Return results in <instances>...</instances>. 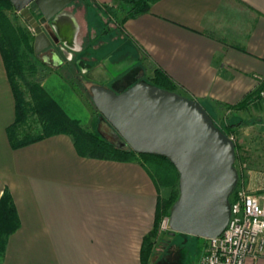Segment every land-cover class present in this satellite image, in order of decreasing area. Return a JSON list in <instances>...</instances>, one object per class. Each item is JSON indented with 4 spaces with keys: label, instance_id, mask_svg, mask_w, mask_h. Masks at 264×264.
Returning <instances> with one entry per match:
<instances>
[{
    "label": "crops",
    "instance_id": "1",
    "mask_svg": "<svg viewBox=\"0 0 264 264\" xmlns=\"http://www.w3.org/2000/svg\"><path fill=\"white\" fill-rule=\"evenodd\" d=\"M114 9V0H74L66 8L74 18L71 42L53 44L43 54L48 58L41 57L47 72L40 83L63 110L46 89L47 76L59 80L56 71L62 61L68 54H81L86 45L95 52L93 68L85 72L92 84L99 70L96 53L101 48L107 55L119 52L130 59L119 74L131 72L123 79L125 86L158 68L218 123H237L247 114L264 130V98L255 96L264 85V0H159L122 24ZM111 42L116 43L114 50L108 48ZM84 60L79 61L82 66ZM119 75L101 71L105 82L99 83L112 86ZM247 98L245 106L229 108ZM233 116L240 120L229 121ZM14 118V98L0 54V196L10 194L19 219L0 264H141L140 247L152 229L157 200L143 167L80 157L62 134L12 149L6 128ZM231 129L236 132L237 126ZM160 243L169 248L171 233L158 234L151 264ZM205 246L203 239L196 263ZM245 264H264V251Z\"/></svg>",
    "mask_w": 264,
    "mask_h": 264
},
{
    "label": "water",
    "instance_id": "2",
    "mask_svg": "<svg viewBox=\"0 0 264 264\" xmlns=\"http://www.w3.org/2000/svg\"><path fill=\"white\" fill-rule=\"evenodd\" d=\"M9 1L33 31L35 54L71 42L74 18L66 8L74 0ZM89 92L110 127L111 138L105 139L139 154L164 156L176 168L178 196L168 214L171 234L204 239L220 235L238 180L234 142L204 108L195 99L144 80L120 92L92 84Z\"/></svg>",
    "mask_w": 264,
    "mask_h": 264
},
{
    "label": "trees",
    "instance_id": "3",
    "mask_svg": "<svg viewBox=\"0 0 264 264\" xmlns=\"http://www.w3.org/2000/svg\"><path fill=\"white\" fill-rule=\"evenodd\" d=\"M116 12L123 14L118 23L149 11L152 4L159 0H114ZM9 0H0V54L15 103L14 121L6 128L9 145L12 149L27 146L54 135H67L76 153L83 158L109 160L115 162H137L151 179L156 192V208L153 226L144 236L139 258L141 264H151L153 246L159 234L162 217L168 216L170 208L178 196V172L164 156L139 154L129 147H119L95 132L83 127L69 117L61 106L48 94L38 79V69L33 62L34 35L20 22ZM119 17V14L116 15ZM131 72L127 73L129 75ZM125 75V77H126ZM139 80L132 82L134 84ZM148 83L161 89L179 92V87L161 69H154L148 76ZM123 87L116 92L126 89ZM264 87V85H262ZM255 96L258 98L257 93ZM249 98L229 108L239 109L247 104ZM215 125L226 135L232 133V126L237 123ZM32 125H35V129ZM234 142V141H233ZM234 166L237 169V185L246 172L244 158L239 154V147L234 142ZM165 191V192H163ZM164 194H161V193ZM230 199V198H229ZM19 227V219L10 194L4 191L0 196V258L4 255L7 239ZM171 233V231H168ZM181 234V233H176ZM172 235V234H171ZM185 236H190L182 234Z\"/></svg>",
    "mask_w": 264,
    "mask_h": 264
},
{
    "label": "rangeland",
    "instance_id": "4",
    "mask_svg": "<svg viewBox=\"0 0 264 264\" xmlns=\"http://www.w3.org/2000/svg\"><path fill=\"white\" fill-rule=\"evenodd\" d=\"M116 4L117 3L115 2V6ZM122 16L123 14L119 13L118 20ZM15 19H17V22H20L22 25H25L24 23H26L18 13ZM94 38V42H96L97 37ZM99 39L107 41V39ZM115 47L116 43L111 42L108 48L110 50H114ZM100 51L101 53H96V57H98L96 64L99 66V70L95 73L97 76L92 79L95 82L93 84L98 85L101 84L99 83L101 81L105 82L104 79L99 76L101 71H104L111 77L113 75L118 76L127 70V66L130 61L129 58L127 60L122 58L123 56L119 52L107 55L106 52L103 53L104 48H101ZM94 56L95 52L93 48L90 46L87 47L86 45L81 54H76L74 56L68 54L66 59L62 61V65L58 67V70L56 71V74L60 76V79L56 80L55 76H50L49 74L47 76L46 89L63 106L67 114L73 115L79 120L78 122L81 126L95 132L103 138L104 136L111 138L109 125L101 114L97 112L90 99L89 88L92 85V83H90L92 82L90 77L91 75L89 76L85 74V72L88 73L90 70L88 72L86 70H88V68H93L95 63L90 59ZM105 56L107 57V60L102 61ZM32 58L33 62L37 66L39 79L47 72V66L42 63L40 54L34 53ZM86 58L88 60H84ZM131 59L133 60V58ZM83 60L85 66H82L79 63V61L83 62ZM119 60V66L117 65L114 68V62H118ZM73 67H77L79 69L74 68L75 71L73 72ZM148 76L147 72L144 71L142 76L137 79L134 78L131 82L136 80H144L147 82ZM124 77L125 75L115 78L113 80V84H111L113 87L107 85L106 83L103 86L111 88L114 91L120 90L125 86V82L123 81ZM246 115L247 114L242 117L243 122L240 125H236L237 129L234 130L236 132H232L229 135L238 145L240 151L239 154L245 159L244 164H241V166L244 165L246 167V172L244 176L241 177L239 184H236V186H243L252 193L255 192L256 194L260 193L259 195H264V130L261 126L255 127L254 120L249 119ZM211 118L214 117L211 116ZM228 119L231 122H237L240 120V118H237L236 116L229 117ZM263 120L261 123H264ZM215 121L218 125H220L216 119ZM33 127L35 129L36 126L32 125V130ZM235 168L239 169L240 165H237ZM163 192L161 194H164ZM164 233L165 232H159V234L162 235ZM203 239L204 238L184 236L182 234H175V236L171 235V244L169 248L163 249L162 247L164 245L162 243L159 244V248L161 247L162 249H160V252L156 255L154 264H196V258L201 250V243Z\"/></svg>",
    "mask_w": 264,
    "mask_h": 264
},
{
    "label": "built area",
    "instance_id": "5",
    "mask_svg": "<svg viewBox=\"0 0 264 264\" xmlns=\"http://www.w3.org/2000/svg\"><path fill=\"white\" fill-rule=\"evenodd\" d=\"M256 93L264 98V87L259 86ZM229 198V220L220 235L205 239V250L196 264H245L247 258L263 253L264 195L236 186ZM166 231L168 216L159 223V232Z\"/></svg>",
    "mask_w": 264,
    "mask_h": 264
},
{
    "label": "flooded vegetation",
    "instance_id": "6",
    "mask_svg": "<svg viewBox=\"0 0 264 264\" xmlns=\"http://www.w3.org/2000/svg\"><path fill=\"white\" fill-rule=\"evenodd\" d=\"M49 52H50V50H49V48H47V49H45V50H43L42 52L37 53V54H40V58H41L43 54H45V53H49ZM106 135H107V133H106Z\"/></svg>",
    "mask_w": 264,
    "mask_h": 264
}]
</instances>
